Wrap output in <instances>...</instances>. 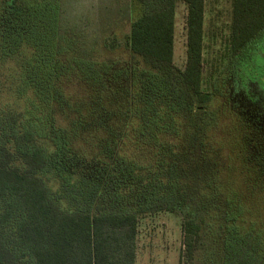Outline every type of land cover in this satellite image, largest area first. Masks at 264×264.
I'll use <instances>...</instances> for the list:
<instances>
[{"label": "trees", "instance_id": "trees-1", "mask_svg": "<svg viewBox=\"0 0 264 264\" xmlns=\"http://www.w3.org/2000/svg\"><path fill=\"white\" fill-rule=\"evenodd\" d=\"M231 6L225 66L261 68L230 80L236 140L212 110L221 71L203 89L205 0H132L125 60L79 46L63 0H0V264H135L159 213L190 264H264V0Z\"/></svg>", "mask_w": 264, "mask_h": 264}, {"label": "rangeland", "instance_id": "rangeland-1", "mask_svg": "<svg viewBox=\"0 0 264 264\" xmlns=\"http://www.w3.org/2000/svg\"><path fill=\"white\" fill-rule=\"evenodd\" d=\"M69 26L76 32L79 46L93 56H101L108 60L128 59L124 49L125 37L129 33L130 23L135 15L132 11V0H63ZM186 7L177 2L174 20V65L182 69L186 59ZM232 22L231 0H205L203 24V89L210 90L211 83L218 76L215 84V96L212 110L217 113L224 128V134L233 135L237 139L234 125L237 118L229 110V98L226 96L230 89V80H245L253 77L257 69H261L253 54L246 67L238 65L236 71L225 66L224 49L228 45L230 26ZM112 40L120 45L116 49L106 46ZM260 39L254 42L258 46ZM106 45V46H105ZM264 60V43L261 45ZM264 63V62H263ZM264 66V64H262ZM230 72L232 74H230ZM233 77V78H232ZM227 80H229L227 82ZM226 130V132H225ZM233 130V132H232ZM181 219L171 213H159L146 217L138 223L137 251L135 264H190L184 254ZM202 252L195 253L192 264H201Z\"/></svg>", "mask_w": 264, "mask_h": 264}]
</instances>
